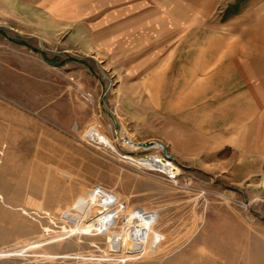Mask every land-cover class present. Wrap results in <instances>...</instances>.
I'll return each instance as SVG.
<instances>
[{"label": "rangeland", "instance_id": "obj_1", "mask_svg": "<svg viewBox=\"0 0 264 264\" xmlns=\"http://www.w3.org/2000/svg\"><path fill=\"white\" fill-rule=\"evenodd\" d=\"M223 5L190 29L157 22L97 46L0 5V264H264V158L209 143L207 96H179V65ZM154 143L190 187L141 164L163 153Z\"/></svg>", "mask_w": 264, "mask_h": 264}, {"label": "crops", "instance_id": "obj_2", "mask_svg": "<svg viewBox=\"0 0 264 264\" xmlns=\"http://www.w3.org/2000/svg\"><path fill=\"white\" fill-rule=\"evenodd\" d=\"M172 1L179 6V23L168 22L177 11L167 0H0V5L20 22L24 21V8L37 7L43 10L37 13L39 20L45 21L42 17L46 15L60 24L47 29L67 31L71 45L87 41L97 46L115 35L145 30L157 22L163 31L177 25L190 29L201 16L211 13L217 0ZM220 1L223 17L208 24L209 35H198L206 45H200L192 65L185 68L184 61L179 65V96L187 87L197 100L207 96L202 103L208 110L209 143L264 158V0L233 13L225 12L229 7L226 0ZM201 124L191 126L203 134Z\"/></svg>", "mask_w": 264, "mask_h": 264}, {"label": "built area", "instance_id": "obj_3", "mask_svg": "<svg viewBox=\"0 0 264 264\" xmlns=\"http://www.w3.org/2000/svg\"><path fill=\"white\" fill-rule=\"evenodd\" d=\"M81 97L83 100L85 101H90L92 99V95L90 92H83L81 94ZM125 156V155H123ZM150 158L153 159H161L163 160V166L161 165H156L153 166V169H156L160 172H162L170 181L172 182H177L178 180L180 182H182V184H184L187 187L191 186L192 183V178L189 175L183 176V174H181V166L179 164V167L177 165L176 160L170 156L168 153L163 152L160 156L157 155H146L144 158H141L139 160H148ZM262 178H264V159H263V174H262Z\"/></svg>", "mask_w": 264, "mask_h": 264}, {"label": "bare ground", "instance_id": "obj_4", "mask_svg": "<svg viewBox=\"0 0 264 264\" xmlns=\"http://www.w3.org/2000/svg\"><path fill=\"white\" fill-rule=\"evenodd\" d=\"M101 139H102V137H100L99 138V140H98V142L99 141H101ZM105 141V140H104ZM154 144H156L157 146H161V147H164L161 143H154ZM132 146V145H131ZM114 148V147H113ZM114 150V149H113ZM126 158H130V157H128V156H125ZM130 159H132V158H130ZM142 162H144V163H142ZM141 162V164H143L144 166H151V167H153V166H158V165H161V166H163L164 164V162H163V160H161V159H153V158H150V159H148V160H144L143 159V161ZM102 191H104V190H102V188H100V187H95L90 193L92 194H94V193H97V196H100L101 194L100 193H102Z\"/></svg>", "mask_w": 264, "mask_h": 264}, {"label": "water", "instance_id": "obj_5", "mask_svg": "<svg viewBox=\"0 0 264 264\" xmlns=\"http://www.w3.org/2000/svg\"><path fill=\"white\" fill-rule=\"evenodd\" d=\"M163 145V144H162ZM147 146V145H146ZM162 149H163V152H166V150H165V147H162Z\"/></svg>", "mask_w": 264, "mask_h": 264}]
</instances>
